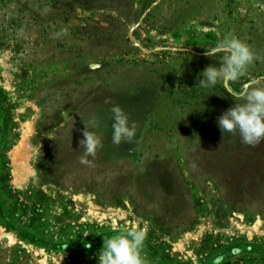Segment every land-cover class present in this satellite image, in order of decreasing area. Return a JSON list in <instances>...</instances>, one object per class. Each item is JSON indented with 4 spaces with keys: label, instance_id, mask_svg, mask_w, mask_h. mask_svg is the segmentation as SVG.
<instances>
[{
    "label": "rangeland",
    "instance_id": "rangeland-1",
    "mask_svg": "<svg viewBox=\"0 0 264 264\" xmlns=\"http://www.w3.org/2000/svg\"><path fill=\"white\" fill-rule=\"evenodd\" d=\"M229 34L260 58L201 86ZM252 87L264 0H0V264H98L131 228L144 264H264V141L217 123ZM114 105L131 143H112Z\"/></svg>",
    "mask_w": 264,
    "mask_h": 264
},
{
    "label": "clouds",
    "instance_id": "clouds-1",
    "mask_svg": "<svg viewBox=\"0 0 264 264\" xmlns=\"http://www.w3.org/2000/svg\"><path fill=\"white\" fill-rule=\"evenodd\" d=\"M219 53H223L221 66L205 68L201 73V86H215L218 81L224 79L236 81L260 58L245 42L232 34L225 36L212 51H205L206 56ZM238 98L243 100V103L235 104L224 112L218 118V127L222 133L238 132L243 144L255 147L264 141V87L244 89ZM105 102L111 103L110 100ZM110 112L113 121L112 143L116 146L122 142L131 143L137 133V122L131 120L119 105H114ZM90 123L95 126L94 122ZM84 125V139L79 142L83 154L78 159L81 164L90 165L89 157H95L102 143L94 132L88 130L89 124ZM145 240L146 231L138 228L127 229L111 238H104L98 264H144L141 249Z\"/></svg>",
    "mask_w": 264,
    "mask_h": 264
},
{
    "label": "bare ground",
    "instance_id": "bare-ground-1",
    "mask_svg": "<svg viewBox=\"0 0 264 264\" xmlns=\"http://www.w3.org/2000/svg\"><path fill=\"white\" fill-rule=\"evenodd\" d=\"M18 169H19V167H18Z\"/></svg>",
    "mask_w": 264,
    "mask_h": 264
}]
</instances>
